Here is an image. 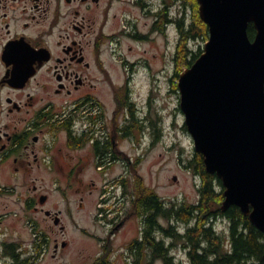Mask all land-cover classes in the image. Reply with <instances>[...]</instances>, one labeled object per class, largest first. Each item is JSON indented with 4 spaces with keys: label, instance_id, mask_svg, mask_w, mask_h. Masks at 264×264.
<instances>
[{
    "label": "flooded vegetation",
    "instance_id": "obj_1",
    "mask_svg": "<svg viewBox=\"0 0 264 264\" xmlns=\"http://www.w3.org/2000/svg\"><path fill=\"white\" fill-rule=\"evenodd\" d=\"M169 1L0 0V264H153L154 243L171 258L187 252L174 235L192 221L157 216L170 238L153 229L142 158L131 154L153 145L150 113L139 119L129 79L116 86L104 61L106 41L151 44L170 26L179 35ZM119 6L124 18L112 16Z\"/></svg>",
    "mask_w": 264,
    "mask_h": 264
},
{
    "label": "water",
    "instance_id": "obj_2",
    "mask_svg": "<svg viewBox=\"0 0 264 264\" xmlns=\"http://www.w3.org/2000/svg\"><path fill=\"white\" fill-rule=\"evenodd\" d=\"M197 1L209 40L178 80L185 125L222 182V211L264 233V0Z\"/></svg>",
    "mask_w": 264,
    "mask_h": 264
},
{
    "label": "rangeland",
    "instance_id": "obj_3",
    "mask_svg": "<svg viewBox=\"0 0 264 264\" xmlns=\"http://www.w3.org/2000/svg\"><path fill=\"white\" fill-rule=\"evenodd\" d=\"M169 6V19L180 17L182 11L184 12L182 16H187L189 21L192 19L193 10L191 8L183 10L180 3L177 4L174 0L169 1ZM119 10L113 11L112 16L119 13L120 18H124L121 11L122 7ZM129 10L135 17L140 15L136 9L129 8ZM146 23H150V21L142 18L140 24L142 29H145ZM118 27L119 23L113 27V30ZM106 31H111L110 25ZM178 40L179 35L175 26H170L167 39L155 37L151 44L138 43L129 38H124L123 43L118 46L106 41L104 61L106 72L116 86H122L129 79L128 101L134 103L137 111L142 113L139 119L144 118L148 112L152 121L155 122L157 118H160V138L156 140L153 126H151L152 133L147 132L149 135L147 134L145 138L146 147L153 143L150 151L137 150L131 153L137 156L136 158H142L137 175L167 203L175 201L176 203L185 202L192 205L199 201L200 178L190 166L196 153L195 145L188 129L185 128V116L180 106L181 95L175 83L177 78L175 77L176 66L173 57ZM206 43L195 41L192 43V48L195 51L202 48L204 51ZM125 59L130 64H136V66L134 68H131L130 65L125 66L122 62ZM139 63L144 67L140 68ZM147 64L151 66L150 70ZM108 84L109 81L106 78L103 84L106 91L110 88ZM121 92L124 99L127 93L124 89H121ZM104 94L103 98L107 100L109 94ZM156 126L157 123L155 128ZM175 178H177L176 181ZM8 200L7 197L3 198L1 203L8 202ZM1 211L2 206H0ZM214 228L218 232L228 235L227 220L215 221ZM185 229L184 226V231ZM179 249L172 252L174 261L191 264L187 252ZM42 264L61 263L45 261ZM153 264L164 263L155 261Z\"/></svg>",
    "mask_w": 264,
    "mask_h": 264
},
{
    "label": "trees",
    "instance_id": "obj_4",
    "mask_svg": "<svg viewBox=\"0 0 264 264\" xmlns=\"http://www.w3.org/2000/svg\"><path fill=\"white\" fill-rule=\"evenodd\" d=\"M179 2L183 10L191 8L193 16L190 21L187 16L174 19L179 30V40L173 57L177 81L182 72L190 68L203 53L202 48L195 51L192 48V43L209 40V29L200 17L198 1L179 0ZM255 33L253 25H250L249 36L251 39L254 38ZM177 81L175 83L178 87ZM149 117L151 119V115ZM158 119L160 120L157 118L155 122L151 120L156 140L160 138V134L155 133ZM190 166L200 178L199 201L195 204L188 205L184 202L180 205L174 204L167 207L154 189L145 187L150 192L152 200L153 229L162 230L164 235L170 238L173 236V232L166 228L162 229L155 222L157 216L171 218L175 215L185 223L192 221V226L186 235H174L176 240L184 242L185 248L188 247L187 252L192 264H264V233L251 223L240 208L232 206L227 212L222 211L221 207L224 201L222 182L217 175L206 172L204 158L201 154H194ZM137 180L138 184L142 183L140 176H137ZM219 219L227 220L228 235L220 233L214 228L215 221ZM162 245L163 243L159 246L153 244L154 261L162 259L165 264H183L176 263L170 257V250L164 249Z\"/></svg>",
    "mask_w": 264,
    "mask_h": 264
}]
</instances>
